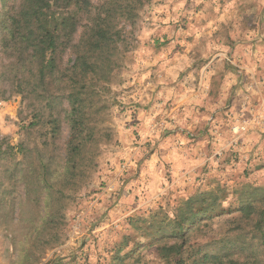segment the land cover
Masks as SVG:
<instances>
[{"label": "rangeland", "instance_id": "1", "mask_svg": "<svg viewBox=\"0 0 264 264\" xmlns=\"http://www.w3.org/2000/svg\"><path fill=\"white\" fill-rule=\"evenodd\" d=\"M120 47L71 171L63 84L0 46V264L264 262V0H150Z\"/></svg>", "mask_w": 264, "mask_h": 264}, {"label": "trees", "instance_id": "2", "mask_svg": "<svg viewBox=\"0 0 264 264\" xmlns=\"http://www.w3.org/2000/svg\"><path fill=\"white\" fill-rule=\"evenodd\" d=\"M149 2L150 0H22L17 11L9 17L5 34L0 41L1 48L18 51L34 62L37 66V82L47 92H50L49 86L58 78L63 84L60 89L69 102L72 131L65 156L68 164L65 169L74 170V162L72 166L70 163L82 154L81 145L85 143L86 136L91 135L90 132H85L88 130L87 119L92 117L89 116L92 114V100L100 97L99 91L111 83L120 66V41L125 25L133 24L140 10ZM67 48L71 49L74 60L66 68H60L58 53ZM93 113L97 114L98 111ZM78 139L81 140L77 142ZM242 212L248 218L256 216L255 237L264 246V207L258 209L254 202H248L243 204ZM177 223L175 234L184 239V219H179ZM167 248L168 253H179L181 250V246L177 244ZM204 258L206 264H240L233 258L210 257L209 253Z\"/></svg>", "mask_w": 264, "mask_h": 264}]
</instances>
